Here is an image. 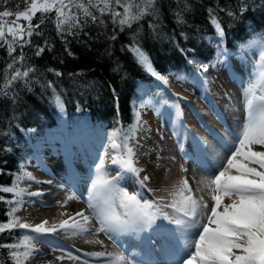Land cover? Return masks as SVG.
<instances>
[{
  "label": "snow or ice",
  "instance_id": "obj_1",
  "mask_svg": "<svg viewBox=\"0 0 264 264\" xmlns=\"http://www.w3.org/2000/svg\"><path fill=\"white\" fill-rule=\"evenodd\" d=\"M157 2L158 0H26V7L22 11L7 8L0 10V47L6 46L7 54L11 58L7 69H14L10 76L5 73L3 84L0 85V96H11L8 90L17 81H23L25 86L29 84V74L35 73L36 69L26 63L23 49L25 45L31 44V37L44 23L46 14L55 13L52 19L61 35L72 34V29L87 22L86 19L81 20V14L96 21L98 17L94 12L101 15L109 13L113 22L118 23L123 31L125 26L131 28L134 22L145 16L155 15L158 11ZM8 3L9 0H0V7ZM246 10V6H242L241 14ZM37 13L40 14L39 22L33 25L32 20ZM227 14L236 15L232 11ZM9 17L14 19H6ZM177 17L178 22H183L179 14ZM21 18L26 23H18ZM209 18L216 36L219 37L215 46L226 56V51L220 48L225 38L224 26L213 14L212 9H209ZM35 34L41 35L38 31ZM209 42L211 43V38ZM251 46L261 48L260 56L264 60V36L258 42H251ZM17 48L20 49L19 55L13 56ZM44 50V47H37L35 55H41ZM131 50L145 71L164 84L168 83L166 77L155 71L150 58L140 47L133 46ZM17 64L20 67H15ZM200 67L204 72L208 71V65L201 64ZM21 68L24 70L21 71ZM50 71L55 72V69ZM55 74L62 75L60 72ZM47 86L52 87L51 82ZM243 96L245 119L240 129L232 134L231 140L221 137L219 141L228 155L221 160L217 169H204L208 175L197 182L195 190L189 184L188 177L181 178L168 193L170 201L163 206L144 198L141 191L130 192L127 187L120 186L125 174H131L140 189H145L151 179L147 174L141 176L146 170L138 166L140 158L137 155L138 149L144 147L138 135L146 130V122L142 120L140 109L154 107L151 100L141 99L138 106L134 104V123L126 130L121 128L112 133L110 146L116 154L111 156V164L117 166V174L110 175L104 159L96 166L87 196L88 208L92 210L91 216L81 210L59 224L53 223L51 227L47 226L48 220L35 225L23 222L16 213L23 209L25 195L35 197L42 193L29 192L28 188L20 186L25 180L40 183L31 172L21 168L20 172L15 174L11 186H0V192L13 195V199L7 200L6 203L14 205L7 212L8 221L0 223V233L6 230L11 232L13 229L25 231L16 242L0 244V248L9 249L8 255L12 264H27L36 256L42 255L40 250L35 248V244L48 242L43 238L58 231L72 237H98L99 233H104L115 240L120 235H138L151 229L158 219H162L167 220L169 225H175V228H166L161 224L157 230L168 231L174 236L178 234V238H182L181 243L173 247L169 264H264V64L256 77L244 88ZM116 99L118 106V97ZM52 102L60 111L64 110L63 98L54 88ZM170 108L173 109L174 130L179 123L184 132L188 133L189 130L183 124L184 114L179 103L173 102ZM210 131L214 132L211 129ZM193 139L200 150L206 153L207 140L195 136ZM254 146H260L261 150H254ZM105 155H108L107 151ZM181 170L188 171L183 166ZM28 187H31V184ZM4 199L0 196V200ZM72 199L79 197L73 193L65 201L57 203L63 207L67 200ZM225 200L228 203H225ZM163 207L171 208L174 215L163 211ZM93 219L98 221L99 227L91 226ZM189 235H195L196 238L189 240ZM85 243L102 245L103 241L92 239L85 240ZM85 255L97 259L104 258L105 264H137L135 259L124 252L93 251ZM65 259L80 260V257L72 255L71 252L56 257V260L61 262ZM49 264L53 262L50 261Z\"/></svg>",
  "mask_w": 264,
  "mask_h": 264
},
{
  "label": "trees",
  "instance_id": "obj_2",
  "mask_svg": "<svg viewBox=\"0 0 264 264\" xmlns=\"http://www.w3.org/2000/svg\"><path fill=\"white\" fill-rule=\"evenodd\" d=\"M242 6L247 10L241 14ZM25 7L26 0H9L0 10L22 11ZM157 9L155 15L145 16L123 31L109 13L94 12L96 21L81 14V20L87 22L64 35L56 30L52 19L55 13L45 15L31 44L23 49L26 63L36 69L29 74V84L17 81L8 90L11 96H0V186L12 185L15 174L41 154L36 146L47 142L51 134L57 133L63 144L70 137L79 138L85 133L106 144L112 141L115 130H126L134 123V104L138 106L141 99L157 106L173 103L174 96L162 82L137 62L133 46L140 47L155 71L167 79L206 86L211 77L201 64L210 69L220 64L232 69L248 44L264 36V0H158ZM209 9L224 26L225 38L220 48L226 56L215 46L219 37L210 23ZM228 11L236 15L229 16ZM177 14L183 22H178ZM39 16L37 13L33 18V25L39 22ZM18 23L26 22L21 18ZM37 31L41 35L37 36ZM37 47L45 49L39 56L35 55ZM256 51L260 55L261 48ZM19 52L17 48L13 56ZM8 63L11 58L6 46L0 47V85L5 73L10 76L14 70L7 69ZM50 69L62 75L57 76ZM49 82L52 87L47 86ZM53 88L63 98V111L52 102ZM0 196L5 198L0 200V223H6L7 212L14 206L6 201L13 195L0 192ZM23 231L0 233V244L16 242ZM8 252L9 249L0 248V264H12Z\"/></svg>",
  "mask_w": 264,
  "mask_h": 264
},
{
  "label": "rangeland",
  "instance_id": "obj_3",
  "mask_svg": "<svg viewBox=\"0 0 264 264\" xmlns=\"http://www.w3.org/2000/svg\"><path fill=\"white\" fill-rule=\"evenodd\" d=\"M248 45L249 47L243 50L240 56L241 58L232 69L224 68L223 64H220L217 68H208V71L205 73L209 78L211 77L207 79L209 80L207 82L209 90L208 88L206 89L207 85L201 84L197 86L193 85L190 81L182 82L173 77L167 79V84L161 81L163 87L172 94V97L174 96L172 102H178L180 108L183 110V124L189 132L185 133L179 123H177L174 130L172 124L173 109L170 108V105L173 103H162L161 106L155 105L156 107L140 109L142 120L146 122V130L140 132L138 135L141 144L144 145L143 148L137 151V155L140 158L138 166L143 167L142 160H145L152 168V171L155 172V176L147 182L145 189H140L135 183L133 176L131 174H125L120 181L121 187H127L130 192L141 191L144 198L156 201L162 206L170 201L168 193L173 190V185L178 184L183 177L189 178V184L195 190L196 184L192 182L194 180L193 174L198 172V170H204L210 166L215 167L214 160L210 158L211 156L212 158H217V161L215 160L216 162L220 161V158L217 151H215L214 156L210 152H206L208 154L206 156V153L202 152L197 146L193 136L198 138L202 137L208 142V140L213 138L210 136L212 133L215 136V132L210 131V129L213 130L211 124L214 121H219L223 129L227 131V133H222L217 129L220 132V138H225L224 135H226V139L231 140L232 134L237 132L241 126L236 127V129L233 126H230V129L227 128V124L225 125L224 122L229 118V114H237V121L235 123L238 125H241V122L245 119V98L243 96V90L249 81L256 77L257 73L261 70V65L264 64V60L257 54V51L255 52L259 46H251V43ZM175 82L182 91L188 92L190 96H182L177 93L172 87ZM257 94L259 95V92ZM218 102L221 107L218 105ZM86 134H83L79 138L70 137L67 144L63 145L60 136L54 133L47 138V142L36 146V150L41 154L26 165L24 170L31 172L40 183L25 180L20 186L28 188L29 192H40L42 195L35 197L25 195L24 207L16 213L23 222L35 225L44 220H48V227H51L53 223L59 224L62 220L57 221L54 218V215H56L54 212L55 210L65 208V206L61 207L57 202H52L54 195H62V199H67L69 195L75 193L79 199H75L74 201L70 200V202L74 203H67L66 206L74 205L75 203L85 204L87 202L91 179L94 178L96 166L101 159L105 160L106 169L111 176L117 174V166L111 164V156L116 154L110 146L112 141L105 144ZM220 138L217 139L220 140ZM216 143L221 148H224L218 141ZM254 150H261V148L260 146H254ZM106 151L108 153L107 156L105 155ZM224 156L225 152L222 158ZM181 166L188 171L183 172ZM145 174L148 175L147 172H142L141 176ZM59 179L62 181L58 182ZM29 184H31V187H28ZM148 189H152V191H148ZM45 192H48L49 195L46 196ZM225 203H228V201L225 200ZM42 210H45L44 213L53 211L52 218L49 216H39ZM163 211L174 215L171 208L163 207ZM156 222L160 225H165L166 228H175V225H169L167 220L158 219ZM94 225H98L96 219L92 220V226ZM162 232L166 237L170 236L168 231L160 230V234ZM62 233L64 232L58 231L48 235L43 238L48 242H38L35 244V248L39 249L42 254L45 253V260L39 264H49L50 261L53 264L85 263L84 260H78L79 263L78 261L67 259L62 262L56 260V257L62 256L64 255L63 253L67 252L59 249L60 241L71 246L79 244L78 241ZM102 234V236H90V238H88L89 236H82L87 237L85 240L99 239L103 241V239L108 238L111 241L101 245L98 243H85L84 240L83 247L80 248L81 252L83 254L93 251L109 252L112 249V247H109L110 242H113L112 240L114 239H110L104 233ZM176 237L178 238V236ZM187 238L192 240L196 237L195 235H189ZM171 241L172 246L161 254L160 248H157L155 244L157 240L152 238L150 242L154 246V249L146 254L147 258L150 259L149 261L152 262L154 260L157 264H160L161 259L164 263H169L171 256L168 257V255L172 254L173 243L175 242L174 240ZM157 249L160 250V253H157ZM138 251H141V249H138L136 252ZM160 255L164 256L162 257ZM87 259L89 262L90 259H93L89 264H99L101 259L104 258L97 259L87 256ZM103 262L105 264V260ZM27 264H37V259L34 258L28 261ZM161 264L163 263L161 262Z\"/></svg>",
  "mask_w": 264,
  "mask_h": 264
},
{
  "label": "bare ground",
  "instance_id": "obj_4",
  "mask_svg": "<svg viewBox=\"0 0 264 264\" xmlns=\"http://www.w3.org/2000/svg\"><path fill=\"white\" fill-rule=\"evenodd\" d=\"M172 87L180 95L187 96V97L190 96V94L188 92L182 91V89L177 85L176 82L173 83V86ZM196 99H198V97H196ZM236 117H237V114L236 113H230L229 114V118L227 119L226 122H224L225 125L227 124V126H226L227 128L230 129V126H233L236 129V127H240L241 126V125H238V124L235 123L237 121ZM211 125L213 126V130L215 132V136L216 137L213 136L214 133H212L210 135L213 138L210 139V140H208V147H210V148L207 149V151L210 152L211 154H213V156L215 154V151H217L219 153V158H220V161L216 162L217 161V158L216 157L215 158L213 157V159L216 160V161L213 162V163H215V167L210 166V168H208V169L214 170V169H217L220 166L221 160L224 159L228 155V153L225 151V149L224 148H221L216 143V140L219 141L217 138H220V136H219L220 132H218L217 129L220 130L222 133H227V131L225 129H223L222 124H221V122L219 123V121L218 122L217 121H214ZM219 150H222V151L219 152ZM223 151H225V156L222 158ZM211 159H212V156H211ZM142 165H143V168L146 170L145 172H147L148 175L153 179L154 176H155V172L152 171V168L149 166V164L145 160H142ZM191 175H192V172H191ZM207 175H208V173L205 172L204 170H198V172H196L195 174H193V176H194V180L192 181L193 184H196L197 185V182L199 180H201L202 178L207 177ZM59 181H62V180L59 179L58 182ZM45 195L48 196L49 195L48 192H45ZM61 197H62V195H58V196H55L54 195V198L52 199V202H58V201L59 202H62V201H65L66 200V198H63L62 199ZM60 199H61V201H60ZM72 200L74 201L75 199H72ZM67 203L69 204V203H74V202H70V200H67ZM67 203H66V205H67ZM66 205H65V208H62V209H59V210H55L54 213L56 215H54V218L57 221H61V220L67 219L68 216H70V215H72V214H74V213H76L78 211H81V210H85V214H87V215H90V216L92 215V210L88 208L87 202L85 204H81V203L76 204L75 203L74 205H70V206H66ZM44 212H45V210H42L39 213L40 214L39 216H49L50 218H52L53 211H50L48 213H44ZM159 225L160 224L158 222H156V224L153 225V227L151 229H148V230H146L144 232H141L138 235H135V234H132V235H120L117 239L112 240L113 242H110V246L109 247L110 248L112 247V249H110L109 252H124L125 255H128L132 259H134L135 256L139 260L144 259L143 253L141 251H138V252H136V251L138 249H141V250H144V251H149L150 250V248H151V242H150L151 239L152 238H155L156 239L157 236H159L158 234H160V230H157V228H158ZM93 227H99V224L98 225H94ZM154 231H155V233H154ZM62 234H64V233H62ZM100 235L102 236L103 234L102 233H99L98 237ZM160 235H163V239H164V241L167 242V246H169L171 244V242H172L171 240H173V239L176 238V236L174 238L171 237V236L166 237L165 234H163V232ZM67 236H69V235H67ZM69 237L72 238L73 240L78 241V243L80 245L79 244H76V246H71V245H67L65 242H61L60 241L59 249L60 250L63 249L64 251H67L66 253L71 252L72 255H74V256H79L80 257V260L87 261V264H89L90 262H92L93 259H90V262H89V260L87 259V256L85 254H83L81 252V250H80V248L83 247V241L85 239H87V237H82V236L75 237V238L72 237V236H69ZM88 238H90V236ZM157 239H159L158 242H161V240H162L161 238H157ZM109 241H111V240H109L108 238L103 239V243L104 244H106L107 242L109 243ZM66 253H63V254L66 255ZM171 255L172 254L168 255V257L171 256ZM44 256H45V253L42 254V255L36 256L37 264H39L43 260H45ZM67 260H71V259H67ZM103 260H105V259H101V262L99 264H104ZM74 261H78V260H74ZM160 261L163 264H169V263H164L163 260H161V259H160ZM161 262H160V264H161ZM78 263H79V261H78ZM43 264H48V263H43ZM80 264H85V263H81L80 262ZM137 264H141V263L140 262H137Z\"/></svg>",
  "mask_w": 264,
  "mask_h": 264
}]
</instances>
